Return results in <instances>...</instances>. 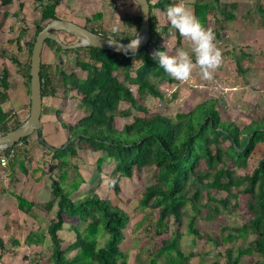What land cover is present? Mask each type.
I'll list each match as a JSON object with an SVG mask.
<instances>
[{"label":"trees","instance_id":"1","mask_svg":"<svg viewBox=\"0 0 264 264\" xmlns=\"http://www.w3.org/2000/svg\"><path fill=\"white\" fill-rule=\"evenodd\" d=\"M33 1L40 12V19L36 22L34 38L26 43L27 62L17 56L11 57V62L25 79L29 93L31 56L36 36L50 21L60 19L57 8L63 0ZM12 2L13 0H1V7H8ZM172 2L173 0H158L151 4L149 0L150 40L137 53L119 54L94 47L65 50L49 38L44 43L55 46L58 53L76 55L75 64L85 74L83 78H79L74 72L58 68L52 80L45 74V67L41 64L42 98L55 96L60 88H64L67 94L74 92L80 96L78 108L83 111L84 116L74 125L62 123L63 128L70 133L67 142L77 137L65 149H60L64 144L60 150L54 151V148L47 146L46 141L42 143L38 140L42 146L50 149L52 159L57 161L60 170L59 174L51 176V199L39 204L23 195L17 197L20 211L27 216H33L37 208L48 213L54 212V218L47 227L52 264H129L123 244L130 215L111 200L102 199L95 191L73 199L72 193L62 185L72 167L70 156H77L82 147L100 153L99 164H103L105 160L114 163L115 173L118 175L114 181L116 192H119V179L133 177L141 162L151 160L156 169L154 182L145 188L139 206L157 214L152 227L153 238L156 240L164 235L170 237L163 239L160 247L153 248L149 264H159L157 262L161 258L165 259L163 264H190L197 253H185L180 248L182 235L179 231L171 232V223H176L179 229L186 216L188 234L194 239L206 238L208 235L200 233L198 221L212 222L235 209L238 195L252 198L253 218L242 227L220 229V236L215 240L217 257L211 264H245L242 262L244 256L250 259L249 264H264V152L257 166L252 171L247 170L256 147L260 143L264 144V119L252 121L241 128L235 121L222 116L218 100L214 98L197 104L191 111L177 112L174 117L160 113L149 114L131 89V86H136L141 98L150 96L163 100L164 93L159 84L176 83V79L166 73L159 66L158 60L153 58L156 50L163 48L158 45L152 11L159 8L166 12V6ZM19 5L20 9L15 16L24 8V3ZM238 7L236 2L197 0L194 13L208 27L211 16L218 25L236 20L235 12ZM6 10L0 20V31L9 17ZM137 21L140 29L141 15ZM213 31L216 34L215 40H219V29L216 27ZM25 33L26 30L21 29L17 37L16 43L20 51V41ZM101 35L110 38L106 34ZM114 39L120 40L117 37ZM129 39L130 37L122 39V42H128ZM182 39L176 31L178 46L182 45ZM6 54L7 49L2 48L0 57L4 59ZM239 65L237 61L238 69ZM56 75L61 80L60 84L54 83ZM10 80L11 70L4 66L0 71V135L23 124L2 106L8 101V91L13 87ZM122 103L129 104L137 112L144 113V116H134L131 122L118 129L116 117ZM30 137L23 138L19 143L27 145ZM77 144L80 148L76 147ZM25 147H20L19 150L22 152L24 149L25 153ZM18 156L19 153L12 162V167L16 166ZM74 185L73 189L78 190L79 184ZM68 218L77 219L72 226L76 238L64 248L59 233ZM81 227L84 229L81 230ZM99 235L104 239L102 244L96 238ZM248 236H253V239L246 247L233 245L219 250L224 243ZM45 240L44 232L31 230L23 241L12 238L10 243L13 247H31L43 245ZM207 241H212V238L208 236ZM6 250L8 251L6 241L0 238V259ZM72 252L75 254L69 258L68 254Z\"/></svg>","mask_w":264,"mask_h":264},{"label":"rangeland","instance_id":"2","mask_svg":"<svg viewBox=\"0 0 264 264\" xmlns=\"http://www.w3.org/2000/svg\"><path fill=\"white\" fill-rule=\"evenodd\" d=\"M33 0H13L8 7H1L0 4V20L3 12L8 10L10 12L18 11L19 4L24 3V8L20 12V17H10V22L7 21L4 25L5 31H0V50L7 49L6 57H0V71L4 66L11 70V81L13 89H15L21 80L25 79L17 71V67L11 62L12 56L19 57L23 62H27L28 55L26 53V43L34 38L36 30V22L40 19V12ZM235 13L237 19L232 22H223L218 25L214 20H210V27L214 30L216 27L220 31L219 40H216L217 45L222 49V63L214 70V75L211 79H205L199 72V67L193 70L191 77L188 80H178L176 83L169 84L162 82L159 84L160 90L164 93V99L159 100L147 96L141 98L136 86H131V89L140 103L146 107L149 114L160 113L163 115L174 117L177 112L191 111L197 104L214 98L218 100V106L221 110L222 116L225 119L235 121L241 128L250 124L252 121L264 119V15L263 18L260 14L259 8L261 7L264 14V0H250L244 3ZM260 6V7H259ZM250 9L249 12H247ZM155 9L153 10V12ZM163 23H168L167 16L159 19ZM11 28V29H10ZM21 29L26 30L25 35L21 38L20 45L21 51L17 45V37ZM173 30L167 33V37L163 40L164 49L175 51L180 47L175 44L173 39ZM11 40V41H10ZM74 41V40H73ZM79 42V41H74ZM71 45V44H68ZM181 47L190 48V41L184 39V44ZM59 56V55H58ZM60 58V56H59ZM56 58L59 69L65 70L69 73L74 72L79 78L84 77V73L76 66V55L67 54L60 58ZM239 61V68L237 66ZM242 71V72H241ZM55 84H60L61 80L54 78ZM17 91V90H15ZM10 94L12 93L9 91ZM60 88L57 91L56 102L62 104V107L67 105L66 111L60 113L57 117L59 120L56 123L60 130L62 121L67 125H74L84 113L78 108L80 96L74 92L69 94ZM49 97V96H48ZM48 97L45 100H48ZM64 104V105H63ZM6 109V107H5ZM13 110V109H9ZM67 113V114H66ZM134 116H144V113L137 112L127 103H122L121 109L116 117V126L121 129L124 124L133 120ZM24 123V118L21 117ZM63 129V128H62ZM58 138V134L54 140L58 142V146L66 144L70 137L69 131ZM36 142L32 149L30 146L22 145L25 147V153L31 155L30 161V179L40 174L41 168L38 165L43 159L45 147L37 143L39 137L35 135ZM47 138H50L47 135ZM44 139V138H43ZM75 141V140H74ZM79 147V144L76 146ZM20 148V149H21ZM19 150V156H23ZM48 152V151H47ZM264 152V144L260 143L256 147L251 156L248 165V171H252L260 161ZM100 153H96L82 147L79 149L77 156H70L71 168L68 170L67 177L63 181L64 188L72 193V198H78L90 191H95L102 199H109L114 204L121 207L130 215V223L125 230V241L123 250L128 254L129 264H149L153 255L150 252L153 248L160 247L163 239H168L169 235L153 238L154 231L152 229L153 222L156 220L157 214L151 212L149 209H144L139 206L142 193L145 188L154 182L156 169L151 160L147 159L141 162L131 178H121L118 182L119 192L115 191L114 181L118 178L115 173L114 163L104 161L103 164L98 163ZM60 173L58 166L55 163L48 165L42 174L45 188L41 187V192L48 193L51 189V176ZM39 182V181H38ZM30 183V182H29ZM78 183V190L73 189L74 184ZM42 185V183H41ZM22 192L24 195L27 193L28 185L23 183ZM217 195H224L217 193ZM238 203L235 209L222 214L219 219L215 221L199 220L197 226L200 233L208 235L212 241H207V237L203 239H194L193 236L187 232L188 217H184V224L179 228L176 223H171V232L179 231L182 235L180 248L185 253L194 251L197 256L190 261V264H211L217 257V250L215 240L220 236V229L222 227H242L253 218L252 213V198L247 195H238ZM21 217L18 225L13 224L7 229H0V238L6 241L7 249L0 259V264H52L51 262V242L47 234V227L50 220L54 218V212L48 213L42 208H37L34 216H27L23 212L20 213ZM148 217V219H147ZM77 219H66V223L59 236L62 240L64 248L69 246L75 241L76 235L72 226L76 223ZM84 227H81L83 230ZM41 231L46 234V240L43 245L27 247L25 245L20 247H13L10 239L20 238L22 241L25 239L29 231ZM12 237V238H11ZM102 244L104 239L101 235L96 237ZM253 236L238 237L231 243H224L220 246L219 250H224L227 246L246 247L252 241ZM75 252L69 253L68 257L72 258ZM35 260V262H33ZM164 258L158 260L157 263L163 264ZM242 262L249 264L250 259L246 256L242 258Z\"/></svg>","mask_w":264,"mask_h":264},{"label":"crops","instance_id":"3","mask_svg":"<svg viewBox=\"0 0 264 264\" xmlns=\"http://www.w3.org/2000/svg\"><path fill=\"white\" fill-rule=\"evenodd\" d=\"M157 1L158 0H151V4H155ZM196 1L197 0H184V3L194 11V4L196 3ZM204 1H209V0H204ZM249 1L250 0H222V2L224 3H233V2L238 3L239 5L238 10L240 9L241 6L246 5L244 3H248ZM0 4H1V0H0ZM19 9H20V5H19ZM154 9L155 11L154 12L152 11V20L155 23L156 33L158 35V45L164 49L163 40L165 39V37L169 35V33H171L172 30L169 31L170 28L169 22L164 24L163 21H159V19L164 18L166 16V12L162 11L159 8H154ZM18 11L10 12L8 10L9 17L7 18L6 22L11 21L10 17L12 18L20 17L19 16L20 12L18 16L14 15ZM249 11L250 9L247 12ZM259 11L261 16L264 15L261 7L259 8ZM57 14L59 18L62 20L74 22L82 27L88 28L90 30L92 29L98 32L99 34H106L113 39L114 37H117L119 39H121L122 37V39H125L127 37H131L132 35H134L136 31L138 33L139 28H138L137 20L138 17L141 15V10L138 4L134 0H63L57 8ZM96 15H99V17H94ZM210 20H214V18L211 16L209 18V22ZM114 27L119 29V31L115 34L112 33V29ZM3 28L2 31L3 30L5 31V29ZM172 33H173L172 37L173 39H175V44L177 45L176 30L173 29ZM59 36L62 42L65 44L79 43V42H74L75 40L79 41L76 37L66 32H59ZM184 39L185 38L183 37L182 44H184ZM58 55L61 58L62 56L67 54L58 53L56 51V47L53 45H44L42 51V64L45 67V74L49 75L52 78V80H53V75L55 76L57 69L59 68L58 65L59 61L56 62V58L57 57L59 58ZM59 63H61V61ZM13 87L11 90H9L12 92L11 94L8 91L9 99L6 103L2 105L3 109L8 113L13 114V116L15 117L17 116L19 120H21V117L24 118V122H25L30 114V93L28 86L24 80H21L15 89H13ZM56 96L57 93L55 94V96L49 95V97L45 96L43 98L42 113L40 119L42 137L46 141V144L54 149L60 148L57 145L58 142L55 141L54 139L57 137L60 138L61 135H64L66 133L65 131L66 129L63 128L62 126L61 129L59 130L56 123L59 122V120H57L58 115L64 112V110L66 111V109L64 108L67 107V105H65V107H62L61 103L58 104L56 102L57 100ZM47 97L48 100H45V98ZM9 109H13V110H9ZM62 123L65 122L62 121ZM56 134H58L57 137ZM35 135L37 136L38 134L36 133L32 134L27 143L30 146V149H32L33 146L34 149L36 147L35 145H33L36 142L34 138ZM47 135H49L50 138L53 140L48 139ZM37 143L41 145L39 141H37ZM43 153L46 159H43L41 163L38 165V167L41 168L42 170L40 171L39 175L35 177H31V179L29 177L31 172L29 165L31 161V155H33L32 150L31 152L29 151L28 153L29 156L27 155V153H24L23 156L18 157L16 166L12 167V163H11L6 170H0V229L3 230L7 228H13L11 226L15 223L16 225H18L17 223L21 217L20 215L21 211L18 207V202H17L18 196L23 195L28 200L34 201L39 204L48 202L51 199V189L48 193H46V191L41 192V187L45 188V183L43 181L42 174L44 173L46 167L49 164L52 165V163H55L57 165V161L52 159V153L50 152L49 148L45 147ZM49 176L51 179V174ZM23 183H27L28 185V189H27L28 191L26 195L23 194L21 189Z\"/></svg>","mask_w":264,"mask_h":264},{"label":"water","instance_id":"4","mask_svg":"<svg viewBox=\"0 0 264 264\" xmlns=\"http://www.w3.org/2000/svg\"><path fill=\"white\" fill-rule=\"evenodd\" d=\"M141 10V26L138 34L143 37L138 50L135 52H125L118 44L109 43L113 38L103 37L101 34L91 31L88 28L82 27L74 22L55 19L50 21L46 27L40 31L35 39L32 50L31 65H30V114L28 119L17 129L0 135V153H3L9 148L17 145L23 138L29 137L32 134H38L42 143L45 140L42 137L41 129V113H42V81H41V64L42 51L45 41L49 38L57 42L63 49H75L79 47H94L119 54L137 53L142 50L150 40L151 24H150V3L149 0H134ZM59 32H66L79 40L77 44H65L59 36ZM129 42V41H128ZM125 42L123 44H127ZM77 137L71 141L76 140ZM70 141V142H71ZM70 142H67L62 148L65 149ZM48 146V145H47ZM55 148L54 151L60 150Z\"/></svg>","mask_w":264,"mask_h":264},{"label":"clouds","instance_id":"5","mask_svg":"<svg viewBox=\"0 0 264 264\" xmlns=\"http://www.w3.org/2000/svg\"><path fill=\"white\" fill-rule=\"evenodd\" d=\"M166 16L170 23L169 31H178L180 36L190 41V48L178 47L174 52L157 49L153 58L175 79L188 80L197 66L203 78L211 79L223 59L222 49L215 40V32L205 26L184 0H173L169 3L166 6ZM112 31L118 32L119 29L114 27ZM142 39L136 31L127 44H123L122 37L120 40H110L109 43L118 44L125 52H135Z\"/></svg>","mask_w":264,"mask_h":264},{"label":"built area","instance_id":"6","mask_svg":"<svg viewBox=\"0 0 264 264\" xmlns=\"http://www.w3.org/2000/svg\"><path fill=\"white\" fill-rule=\"evenodd\" d=\"M113 34L117 32H113ZM22 147V143L7 149L3 153H0V170H6L9 165L16 159L19 148Z\"/></svg>","mask_w":264,"mask_h":264}]
</instances>
